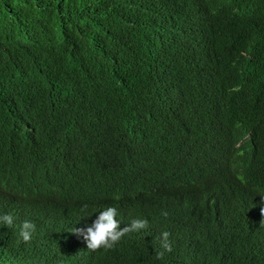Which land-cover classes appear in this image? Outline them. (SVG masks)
<instances>
[{
    "label": "trees",
    "instance_id": "16d2710c",
    "mask_svg": "<svg viewBox=\"0 0 264 264\" xmlns=\"http://www.w3.org/2000/svg\"><path fill=\"white\" fill-rule=\"evenodd\" d=\"M165 1L0 0V161L11 164L0 170V197L24 199L0 206L17 217V228H0V264H72L88 255L63 237L72 207L44 203L64 175L63 135L99 133L109 111L110 126L96 141L117 136L118 155L128 157L131 129H169L174 119L161 109L175 104V91L202 99L210 77L206 91L226 108L214 109L221 122L212 128L231 138L232 151L246 135L264 148V0H205L221 8L219 20L245 23L228 30L213 20L208 38L187 35L188 16L169 13ZM84 156L79 151L78 160ZM253 160V180L227 183L211 160L193 161L188 211L172 189L130 204L149 227L101 248L97 264H264V155ZM25 219L37 225L30 243L18 239ZM164 231L173 251L161 261Z\"/></svg>",
    "mask_w": 264,
    "mask_h": 264
},
{
    "label": "clouds",
    "instance_id": "9594fccd",
    "mask_svg": "<svg viewBox=\"0 0 264 264\" xmlns=\"http://www.w3.org/2000/svg\"><path fill=\"white\" fill-rule=\"evenodd\" d=\"M165 2L169 13L188 16L185 32L192 37L204 38L206 35L208 38L213 20L220 21L228 30H239L245 24L244 20L226 23L208 14L212 7L205 0ZM242 53L251 56L248 50ZM209 79L205 78V83ZM205 83L201 90L202 99H186L182 97L186 95L184 92L175 91L177 99H169L175 104L161 109L169 120L174 119L169 129L160 132L131 129L126 135L128 157L118 155L117 136L110 138L113 140L101 138L96 141L110 126L113 118L110 111L105 113L99 133L85 129L82 135H63L64 175L53 181L44 205L57 203L72 207L69 219L63 224V237L68 242L77 241L79 249L88 253L72 264H97L104 260L101 248L112 250L124 239L127 241L133 232L147 229L149 219L136 216L129 205L150 194L175 190L180 197L181 210L186 213L189 209L186 188L191 176L195 175L192 169L196 170L193 161L197 159L211 160L226 183L235 178L244 180L246 176L247 180H253L256 169H253L256 165L253 159L264 155V148L257 147L246 135L235 142L232 151L231 138H224L223 131L212 128L214 122H221L215 117L214 109L217 106L226 109L225 105L206 91ZM81 150L85 156L78 160ZM128 159L136 161V165ZM10 168L9 162L0 161V170ZM22 200L21 195L5 194L0 197V206L11 207ZM74 222L81 223V226L76 228ZM4 227L17 228V217L13 213H0V228ZM36 232L34 221L25 219L19 222L18 239L21 242L30 243ZM170 236L168 231L160 235L157 259L161 261L173 251Z\"/></svg>",
    "mask_w": 264,
    "mask_h": 264
},
{
    "label": "bare ground",
    "instance_id": "6f19581e",
    "mask_svg": "<svg viewBox=\"0 0 264 264\" xmlns=\"http://www.w3.org/2000/svg\"><path fill=\"white\" fill-rule=\"evenodd\" d=\"M220 7H219V9H217V10H215V11H212V9L211 10H208L207 11V13L208 14H212L213 16H216L217 18H218V16H220ZM223 22H230V21H226V20H222ZM204 38H206V35L204 36ZM102 119L100 118L99 119V123H102ZM186 140V142H187V138L185 139ZM177 158L178 157H180L179 155L178 156H176ZM23 169V167L21 166V165H18L17 167H15L14 169H12L11 170V172H18V171H20V170H22ZM42 182V190H43V192H42V197L46 194V192H47V190H48V188H49V186H48V182H47V180L45 179V178H42V180H41ZM34 196V195H33ZM31 217V216H30ZM45 217H43L42 219H43V221L44 222H47L48 220H50V219H46V221H45V219H44ZM119 219V218H118ZM60 220H65V219H62V218H60ZM75 223V227L76 228H78V227H80L81 226V223H76V222H74ZM52 224H55L52 220H51V222H50V225H52ZM121 226H122V224H121ZM68 228H69V226H68Z\"/></svg>",
    "mask_w": 264,
    "mask_h": 264
}]
</instances>
